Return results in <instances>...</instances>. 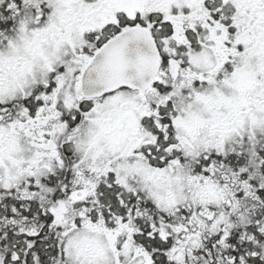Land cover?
<instances>
[{
    "label": "snow or ice",
    "instance_id": "1",
    "mask_svg": "<svg viewBox=\"0 0 264 264\" xmlns=\"http://www.w3.org/2000/svg\"><path fill=\"white\" fill-rule=\"evenodd\" d=\"M0 264H264V0H0Z\"/></svg>",
    "mask_w": 264,
    "mask_h": 264
}]
</instances>
